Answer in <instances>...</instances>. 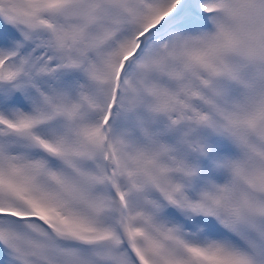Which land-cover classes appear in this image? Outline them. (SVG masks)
I'll use <instances>...</instances> for the list:
<instances>
[{
    "label": "snow or ice",
    "instance_id": "1",
    "mask_svg": "<svg viewBox=\"0 0 264 264\" xmlns=\"http://www.w3.org/2000/svg\"><path fill=\"white\" fill-rule=\"evenodd\" d=\"M0 264H264V0H0Z\"/></svg>",
    "mask_w": 264,
    "mask_h": 264
}]
</instances>
